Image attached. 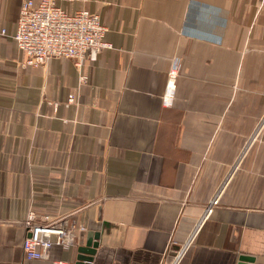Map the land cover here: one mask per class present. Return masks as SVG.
I'll list each match as a JSON object with an SVG mask.
<instances>
[{
  "label": "crops",
  "instance_id": "obj_1",
  "mask_svg": "<svg viewBox=\"0 0 264 264\" xmlns=\"http://www.w3.org/2000/svg\"><path fill=\"white\" fill-rule=\"evenodd\" d=\"M22 1L0 0V264H72L89 234L90 264H264V0H57L107 28L80 67L22 64ZM29 211L83 228L27 259Z\"/></svg>",
  "mask_w": 264,
  "mask_h": 264
},
{
  "label": "built area",
  "instance_id": "obj_2",
  "mask_svg": "<svg viewBox=\"0 0 264 264\" xmlns=\"http://www.w3.org/2000/svg\"><path fill=\"white\" fill-rule=\"evenodd\" d=\"M106 30L96 12L84 8L67 11L57 4V0H23L11 37L25 53L24 65L36 66L53 57H67L80 67L86 59H94L101 49L112 47L105 39ZM1 32L4 33V29ZM177 75L178 65L173 62L167 73L165 103L173 96ZM80 79L85 81L86 76L81 74ZM73 98L70 94L69 101ZM216 203V198L209 201L205 211L210 212ZM24 227L26 236L22 249L27 259L46 257L54 244H73L75 230L83 228L74 221L37 216L33 211L27 214ZM52 264L69 263L53 261Z\"/></svg>",
  "mask_w": 264,
  "mask_h": 264
},
{
  "label": "water",
  "instance_id": "obj_3",
  "mask_svg": "<svg viewBox=\"0 0 264 264\" xmlns=\"http://www.w3.org/2000/svg\"><path fill=\"white\" fill-rule=\"evenodd\" d=\"M95 239L97 236L94 237ZM93 237L90 234L87 236L86 242L84 245L78 247V255L76 260L72 264H90L92 260V255L94 253L96 242L92 240ZM253 257L247 255H241L239 257L238 264H251L253 262Z\"/></svg>",
  "mask_w": 264,
  "mask_h": 264
}]
</instances>
